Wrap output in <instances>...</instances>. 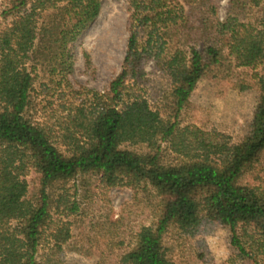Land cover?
<instances>
[{"label":"trees","instance_id":"obj_1","mask_svg":"<svg viewBox=\"0 0 264 264\" xmlns=\"http://www.w3.org/2000/svg\"><path fill=\"white\" fill-rule=\"evenodd\" d=\"M102 1L0 0L4 19L29 8L23 29L0 32V264H40L47 233L59 249L88 255L98 248L87 235L72 241L70 223L53 219V210L81 211L66 185L94 176L145 198L154 191L153 223L138 228L113 264H175L167 234L204 219L229 229L238 260L264 264V185L241 182L264 156V0H230L224 19L216 0H126L129 37L119 74L104 92L77 90L74 46ZM149 61L166 82L158 88L163 112L143 94ZM41 77L45 94L61 102L52 125L30 117ZM206 78L259 94L250 132L228 157L216 145L197 147L194 132L181 126ZM68 98L79 101L67 107ZM164 144L177 156L173 163L160 158ZM56 184L65 187L57 197L50 191Z\"/></svg>","mask_w":264,"mask_h":264},{"label":"rangeland","instance_id":"obj_2","mask_svg":"<svg viewBox=\"0 0 264 264\" xmlns=\"http://www.w3.org/2000/svg\"><path fill=\"white\" fill-rule=\"evenodd\" d=\"M230 0H216L222 19L227 16ZM1 9V6H0ZM29 8L20 16L4 19L0 12V32L5 29L21 30L28 19ZM129 10L126 0H103L101 14L74 46V71L70 82L75 89H87L104 92L109 82L121 70L129 37ZM146 70L147 82L143 94L154 109L163 112L162 98L159 92L166 82L159 77L152 61ZM43 78H39L32 94L33 109L30 117L34 121L53 124L54 114H61L57 97L46 95L42 89ZM159 88V90H158ZM164 88L162 89L165 94ZM78 99L68 98L67 107L77 105ZM259 94L256 90L240 92L232 90L219 81L203 79L191 96L190 105L182 114V127L194 132L197 147L216 145L222 148L224 157L232 154L234 147L249 134ZM177 156L165 144L160 151V158L166 163H173ZM261 170V171H260ZM263 171V172H262ZM259 175L262 177L261 180ZM31 194L39 196V186L32 171L26 177ZM243 183L264 185V156L260 167L245 176ZM65 189L63 184H56L50 190L57 197ZM67 196L77 199L81 211L66 216L63 209L53 210L55 222L60 220L70 223L72 241L87 235L92 239L93 252L88 255L72 250L73 246L54 247L51 238H47L40 248V264H113L116 256L133 242V237L142 225L153 223L150 205H154V191L147 189L148 197L143 192L126 187L106 188L94 176L83 178L66 185ZM66 191V190H65ZM56 211V212H55ZM229 229L215 220L204 219L200 225L187 232L172 228L167 234L165 245L171 249L175 264H250L238 260L230 244ZM120 243L124 247L118 248ZM130 243V244H129ZM108 244L111 246H108Z\"/></svg>","mask_w":264,"mask_h":264}]
</instances>
